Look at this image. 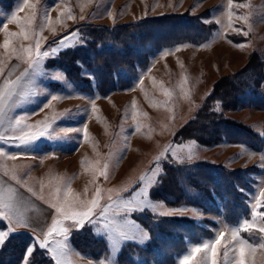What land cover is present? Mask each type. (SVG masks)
<instances>
[{"label":"rangeland","instance_id":"obj_1","mask_svg":"<svg viewBox=\"0 0 264 264\" xmlns=\"http://www.w3.org/2000/svg\"><path fill=\"white\" fill-rule=\"evenodd\" d=\"M22 3L0 0V91L20 80L0 116V136L5 138L0 140V211L10 204L12 216L0 218V230H10L0 252L11 237L23 234L31 241L19 264H35V253L38 262L56 264L55 254L41 248L36 237L59 249L62 264H182L194 248L224 232L218 264H236L237 241L244 242L245 264H264V0H27L20 8ZM183 15L195 23L197 39L160 38L158 45L148 44V53L134 66L128 55L129 65L114 61L105 68L111 59L103 51L113 43L104 42L103 32H94V26ZM136 42L144 54L146 41ZM54 47L58 51L52 55ZM82 47L96 57L93 67L78 56L67 64L62 56ZM46 51L47 57L42 55ZM37 59L39 64L30 67ZM225 77H231L232 90L219 91L221 96L237 97L245 105L225 110L222 100L213 99L217 84L220 90L227 83ZM209 109L247 129L229 128L221 141L210 144L184 135L177 139L182 127ZM22 115L25 124L36 126L25 131L47 121L56 138L17 146L19 130L9 125ZM206 165L240 170L250 182L238 212L231 214L223 200L211 208L213 195L192 188L191 181L184 183L182 202L156 196L167 168ZM142 177L151 181L146 196L150 206L115 217L132 220L137 238L114 244L100 210L132 199L144 187ZM93 201H98L91 218L95 222L83 227L72 226L74 221L57 211L84 212ZM57 220L66 234L47 236ZM176 221L190 225L182 229L172 224ZM245 221L251 225L247 230ZM234 230L237 240L232 239ZM75 238L99 239L101 251H85ZM205 259L201 252L194 264Z\"/></svg>","mask_w":264,"mask_h":264},{"label":"trees","instance_id":"obj_2","mask_svg":"<svg viewBox=\"0 0 264 264\" xmlns=\"http://www.w3.org/2000/svg\"><path fill=\"white\" fill-rule=\"evenodd\" d=\"M93 28L94 32H103L102 40L104 42L113 43L111 46L113 48L105 49L103 51V54L107 56L110 55L111 59V62L107 60L109 63H105V68H108L110 64L113 65L114 61L117 62V64L120 63L119 65H129L124 59L125 56L128 55L132 57L133 60H131V64L134 66L133 62L140 61V57L143 55L146 56L145 54L148 53L145 51L148 44L150 43L155 45L154 43H157L158 45V39L160 38H164V41L167 42L182 37H196L195 39H197L198 36L197 34L193 36L196 25L188 18V15L165 16L164 18L158 17L154 19H146L140 23H128L126 25L118 26H94ZM121 36L124 37L125 42L120 39ZM200 37L205 39L204 35H200ZM142 38L146 41V46L143 48V51L145 52L144 54L141 53L142 46L138 48L136 45V41L138 39L141 40ZM117 41H119V43H117ZM131 41H133V45L129 44ZM119 46L122 48H119ZM153 48H155V46H153ZM85 50L86 49L84 47L67 50L62 56L67 58V64L72 62L73 57L78 56V59L83 62H87L89 66L93 67L96 64V57L91 58ZM68 56H70V58H68ZM96 72H101V75L106 74V72L100 71L99 68H97ZM133 72H135V70H133ZM67 73L71 75L70 69L67 70ZM229 78L231 77H225L223 81H227V83H221L220 90L218 89L219 84H217V89L215 91V95L213 96L215 101L218 99L223 101V108L225 110L235 108L238 105L240 106V104H246L239 98L232 97L231 95L229 96L228 94L225 97L221 96L219 91L225 89L231 92L232 90V80L229 81ZM124 85L125 84L121 86ZM103 88L105 89V87ZM203 112L204 113L199 114L200 118L194 120L193 123L191 122L182 127L180 131L177 132V139L181 137V135H184L187 139L195 138L204 144H210L211 141H214L215 143L221 141L225 137L224 133L228 132L229 128H240L242 131L247 129H242L243 126L233 123L225 117L224 113L218 112L217 110L209 109ZM187 133L188 135H186ZM164 178L165 181L158 188L156 196L168 199L169 201L182 202L184 198H180V196L182 195L184 189V183L191 181L189 185L192 188L214 196L210 198L212 202L211 208H216L217 201L223 200L226 208H228L231 214L238 212L241 206L245 205L243 202L246 200V193L243 190H249L250 187V182L243 178V174L240 170H225L218 166H173L172 168L166 169ZM169 198H172V200ZM202 200L203 199H201V202ZM172 224L182 229H186L190 225L189 223L182 221H176ZM30 241L31 238L23 234L11 237L9 241L4 244L0 252V264H19L24 257L26 248ZM102 242L103 241H100L99 239H90L89 242H83L81 240H76V238L74 241L75 245L85 251H91L94 248L101 251L98 246L102 244ZM39 254L42 253L39 252ZM36 255L37 253H35L33 262H35V264H44L38 262ZM47 261L50 260L47 259Z\"/></svg>","mask_w":264,"mask_h":264},{"label":"snow or ice","instance_id":"obj_3","mask_svg":"<svg viewBox=\"0 0 264 264\" xmlns=\"http://www.w3.org/2000/svg\"><path fill=\"white\" fill-rule=\"evenodd\" d=\"M27 6V0H23V3L20 5V8H23ZM17 19L15 13L11 16V20L15 21ZM71 37L62 38L58 43L64 44L67 39H70ZM4 47H8V41L6 40L4 43ZM39 44H37V56L39 57L41 54L38 51ZM57 48H52L50 50L52 55H55L57 53ZM43 56L47 57L50 55L48 51L44 52L42 54ZM39 64V59L32 62L30 67L36 66ZM25 76L27 73L24 74ZM20 80L17 79L15 82H9V84L6 85L5 89L0 91V116L4 114V109L7 105L8 101H11L13 96L16 95V88L19 86ZM52 99H56L55 96L52 97ZM92 110L95 111V104L92 105ZM26 117L20 116L18 119H16L14 122L10 123V127L14 129H18L20 135L16 137V139L19 141V145L27 146L32 144L34 141L39 139L40 137H45L49 139H55L56 137L52 136L49 133V129L51 128V123L45 121L42 122V126L38 127L35 131H25L26 129H32L36 126L25 124ZM84 134L87 135V130H84ZM5 139L3 136H0V140ZM142 181H144V187L140 189L139 192H136L132 199L130 200H122L116 203L115 208L113 205H109L108 207L102 208L100 210V215L103 216L105 220L104 227L108 230V232L111 234V239L114 244L119 243L120 239L122 238H137L134 234L137 232L138 226L130 219L123 218L122 220H117L115 217L118 215L128 214L130 212L140 210L142 211L144 207L150 206L149 201L147 200V189L151 183V181L147 177H142ZM261 197H264V191L260 193ZM98 205V201H93L92 206L88 208L87 211L80 212V213H67L63 209H57L58 212H60L64 219L66 220H73L74 224L72 226H79L83 227L85 222H95L92 221V216L95 214V209ZM11 205L10 204H3V208L5 211H0V218H3L4 220H9L12 218L9 209ZM127 215H124L126 217ZM62 221L57 220L53 222L50 229H48L47 236H52L54 232L59 234H66V229L61 227ZM244 229L247 230L251 227L250 224H248L247 221L244 222L243 225ZM262 232H264V229H261ZM10 234V230H0V246L3 245L4 241ZM141 236H146V233H141ZM238 232L236 230L232 233V239L237 240ZM224 232H220L219 236L212 242H205L201 246L196 247L193 249L191 256H186L182 264H194V257L201 253L205 252L207 259L202 261H195V264H207V260H210V264H218L217 261V255H218V249L221 246L222 242L224 241ZM37 243L41 248L49 249V251L56 256V264H62V262L59 260V256L61 255L58 248L51 247L50 248V242L47 238L41 240L38 237H36ZM142 242V241H141ZM240 244L239 247V258L236 260V264H245L244 259V242L243 241H237ZM34 247V246H33ZM32 248L29 249V251L26 253V256L30 254L32 251ZM260 247L264 248V244H261ZM207 254H210L208 256ZM224 258L227 261L228 259V252L225 251Z\"/></svg>","mask_w":264,"mask_h":264},{"label":"bare ground","instance_id":"obj_4","mask_svg":"<svg viewBox=\"0 0 264 264\" xmlns=\"http://www.w3.org/2000/svg\"><path fill=\"white\" fill-rule=\"evenodd\" d=\"M11 5H12V4H11ZM9 8H11V7H9ZM9 8H8V9H9ZM23 66H24V65H23ZM102 133H103V131H102Z\"/></svg>","mask_w":264,"mask_h":264}]
</instances>
